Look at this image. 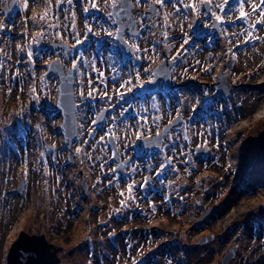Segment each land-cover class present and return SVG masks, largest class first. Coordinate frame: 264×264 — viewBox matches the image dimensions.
Returning <instances> with one entry per match:
<instances>
[{
	"label": "rangeland",
	"instance_id": "obj_1",
	"mask_svg": "<svg viewBox=\"0 0 264 264\" xmlns=\"http://www.w3.org/2000/svg\"><path fill=\"white\" fill-rule=\"evenodd\" d=\"M9 1L0 0V264L20 231L44 234L61 247L65 264H221L234 244L228 264H264V150L257 144L264 3L210 0L209 16L202 0H163L149 15L134 11L143 31L123 30L120 38L138 50L123 65L110 37L112 7L121 0H16L5 13ZM132 2L134 9L158 3ZM213 16L220 33L202 32ZM38 35L70 49L39 48ZM163 54L174 62L171 83L182 85L148 90ZM55 58L74 70L77 133L70 145L60 127L59 77L48 71ZM134 74L142 100L129 99ZM221 74L231 86L226 95L213 85ZM103 107L109 112L98 125ZM178 112L183 123L159 145L141 146ZM203 146L208 150L196 153ZM126 158L124 171L116 170ZM204 207L215 211L196 223ZM207 234L215 238L198 245Z\"/></svg>",
	"mask_w": 264,
	"mask_h": 264
},
{
	"label": "water",
	"instance_id": "obj_2",
	"mask_svg": "<svg viewBox=\"0 0 264 264\" xmlns=\"http://www.w3.org/2000/svg\"><path fill=\"white\" fill-rule=\"evenodd\" d=\"M16 0H10L9 5L5 3L4 10L6 13L12 8ZM158 4H153L150 8L146 9L144 13L149 15ZM113 16L115 21L118 24L117 37L120 38L123 34V30L128 27L130 33H138L139 30L135 28L136 22L132 18L134 17L133 4L131 0H122L119 7H113ZM126 18V22L121 20ZM196 25V23H195ZM38 45L43 46L44 43L41 42V37H38ZM52 47H64L65 50L68 49V45L64 42L61 43H51ZM129 52V51H128ZM170 66L171 61L164 58L163 62L155 68L154 74L155 77L151 83L147 85L148 88H154L157 81L165 79L169 85L170 81ZM50 71H58L60 76L59 91L60 95L57 101V107L62 110L63 121L61 123V128L63 129L65 140L70 144L72 139L77 133L76 129V115H75V103H74V92L72 86V73L73 71L68 67L66 74L62 73L61 63L55 59L49 64ZM214 85L218 89H222L223 93L226 94L230 85L224 82L222 74L219 76L218 80L214 82ZM106 113V109L101 112L97 117V123L101 121ZM183 121L182 115L179 113L175 118L166 124L162 131L157 135L151 138L143 139V146L150 147L154 144H158L163 136L174 126L178 125ZM111 144L114 146V141L109 137ZM258 147L261 150H264V130L261 131L257 138ZM208 150V147H196L197 153H205ZM114 158H117L115 153ZM128 162V159H125L119 162L117 169H124V165ZM82 185L84 189L85 181L82 180ZM22 189V185L19 186L18 190ZM260 207H264V203L259 204ZM215 211V207L206 208L201 217L196 221L200 222L203 219L210 216ZM215 238L214 234H207L202 236L198 241V245H203ZM237 245H232L223 255L221 259V264H228L229 260L234 257L235 250ZM61 251L60 246H55L53 243L49 242L44 234H28L25 231H20L17 238L10 244L9 249L6 255V264H65L58 255V252Z\"/></svg>",
	"mask_w": 264,
	"mask_h": 264
},
{
	"label": "flooded vegetation",
	"instance_id": "obj_3",
	"mask_svg": "<svg viewBox=\"0 0 264 264\" xmlns=\"http://www.w3.org/2000/svg\"><path fill=\"white\" fill-rule=\"evenodd\" d=\"M201 6L203 7V13H204V15L205 16H209L211 14V11H212L210 0H204L203 3H201ZM137 20H139V22L141 24L142 21L144 20V18L143 17H138ZM199 21L200 20L197 17H193V23H196V27H199V24H200ZM202 27H203V29H202L203 31L202 32H206L208 30L209 32L214 33V34H219L220 33L219 22H218L216 16L211 17V23L210 24L207 23L206 25H203ZM140 28H142V31H143V25L142 24L140 25ZM129 38L131 40L132 37L129 36ZM136 50L137 49H135V53L134 54H136L138 52V50L137 51ZM159 63H157V65ZM170 80H171V78H170ZM172 85H173L172 88H177V87H180L182 85V83H180L178 81H174L172 83Z\"/></svg>",
	"mask_w": 264,
	"mask_h": 264
},
{
	"label": "snow or ice",
	"instance_id": "obj_4",
	"mask_svg": "<svg viewBox=\"0 0 264 264\" xmlns=\"http://www.w3.org/2000/svg\"><path fill=\"white\" fill-rule=\"evenodd\" d=\"M58 2H59V0H58ZM157 2H158V3H162L163 0H157ZM261 3H264V0H261ZM25 7H27V3L25 4ZM93 7H95V5H93ZM256 7H259V5H255V6L253 7V10H254V11H255ZM85 11H87V9H85ZM244 15H245V13L241 12V17H243ZM261 15L264 16V12H261ZM39 18H40V19H43V16H40ZM217 19H219V17H217ZM186 42H187V41H186ZM77 151H79V150H77Z\"/></svg>",
	"mask_w": 264,
	"mask_h": 264
},
{
	"label": "bare ground",
	"instance_id": "obj_5",
	"mask_svg": "<svg viewBox=\"0 0 264 264\" xmlns=\"http://www.w3.org/2000/svg\"><path fill=\"white\" fill-rule=\"evenodd\" d=\"M229 109H231V108H229ZM263 112H264V111H263ZM263 112H261L259 118H261L262 116H264V113H263ZM232 122H234V118H232Z\"/></svg>",
	"mask_w": 264,
	"mask_h": 264
}]
</instances>
